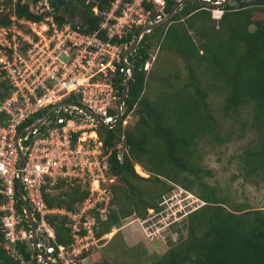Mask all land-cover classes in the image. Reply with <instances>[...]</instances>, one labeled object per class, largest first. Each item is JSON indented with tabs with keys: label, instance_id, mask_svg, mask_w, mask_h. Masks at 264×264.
Returning <instances> with one entry per match:
<instances>
[{
	"label": "built area",
	"instance_id": "1",
	"mask_svg": "<svg viewBox=\"0 0 264 264\" xmlns=\"http://www.w3.org/2000/svg\"><path fill=\"white\" fill-rule=\"evenodd\" d=\"M164 6L165 0H112L99 13L97 29L85 33L75 22L57 24L48 0L30 4L33 14H42L35 20L17 17L0 4V12L5 10L8 19L0 25V74L6 86L5 90L0 87L5 91L0 98V234L11 254L17 256L16 241L29 238V231L22 228L23 215L15 208L17 181L30 211L38 215V235L47 243L41 240L38 246L49 259L72 260L65 258L64 246L49 241L54 236L46 215L73 220L72 241L81 244L69 248L70 254L76 256L92 243L95 216L87 213L93 210L100 219L105 217L114 176L106 174L107 154L96 131L99 123L82 107L104 123L115 119L118 95L114 78L124 80L129 74L124 64L129 61L126 56L121 58L128 44L124 39L128 35L132 39L134 29L159 18ZM92 10L97 13L95 7ZM151 11L156 12L154 19ZM62 102L75 105L57 107L44 123L16 138L21 122ZM19 150L22 159L18 165ZM57 181L87 187L77 211L49 207L44 202L42 185ZM36 262L44 263L38 254Z\"/></svg>",
	"mask_w": 264,
	"mask_h": 264
},
{
	"label": "trees",
	"instance_id": "2",
	"mask_svg": "<svg viewBox=\"0 0 264 264\" xmlns=\"http://www.w3.org/2000/svg\"><path fill=\"white\" fill-rule=\"evenodd\" d=\"M35 1L0 0V4L8 6V10L17 17L35 20L42 15H35L30 11L29 6ZM110 1L112 0H48L53 9V19L57 24L67 22L73 24L75 22L78 25V30L85 33L97 29L100 21L99 13L109 7ZM175 1L165 0L163 13H166ZM248 5H257L258 8L263 9L264 0H244L238 8L227 4L220 8L222 12L219 17L213 15L215 19L209 13L210 7L186 1L163 24L168 25L175 20H187L197 12L204 13L202 17L205 18L202 21L209 20L216 24L224 19L228 12L235 14L234 19L241 26L239 30L231 28V31L234 29L232 33L235 36L234 42L240 51L237 74L236 77L229 76L222 87L216 90L224 93L222 102L224 115L234 114L244 103H251L253 106V121L262 132V144L258 149H245L242 154V161L247 166V170L253 171L255 164L264 165V24L258 20L250 21L246 14V10L251 8ZM93 7L96 8L97 13L93 12ZM6 15V13L0 12V25L8 22ZM75 15L78 16V22L74 21ZM155 15L156 13L151 11V19H154ZM191 22L196 26L201 25L200 19H192ZM249 24H253V28L248 29ZM137 30L138 28L134 29L132 35H135ZM151 31L152 29L143 33L135 49L126 55L134 72L127 85L126 96L123 99L124 111L120 120L111 128L103 127L100 124L96 127L103 152L107 154L106 174L114 176L115 179L122 182L125 191L117 189L116 185L111 183L109 185L111 197L105 217L100 219L96 212L90 211L95 216L93 228L95 236L106 233L111 226L118 223L121 217L130 213L144 217L146 208H152L156 212L161 211L164 208L160 201L161 193L168 192L171 188V185L161 178L179 182L184 189L190 190L194 176L200 170L191 158L196 146L193 141L196 136L206 135V130H212L206 136L211 139L217 138V133L213 131L215 125L206 121L209 116L205 115L203 91L195 89L203 95L201 102L194 101L191 106L186 108L180 106L179 118L175 122L169 121L170 117L167 116L168 112L164 109L163 104L159 105L156 102V104L150 105L142 99L141 93L145 82L143 64L148 58V50L158 47V37L150 35ZM129 40H131V35H128L124 42L127 43ZM122 78L124 77L114 78L117 95L120 94L122 88ZM0 87L6 89L2 79ZM4 95L5 91H0V98ZM130 111L137 114L141 127L137 131L124 130L121 137V121ZM44 112L45 110L40 111L35 116L21 122L18 130L30 124L35 118L42 116ZM109 112L111 111L109 110ZM184 116L186 118H182ZM188 116L193 119L198 116L200 121L190 122L189 120L187 123ZM161 117L167 120L161 125L162 127L158 125V119ZM119 142L127 147L126 153L120 152V148L117 146ZM158 150L161 151L160 154L156 153ZM118 152H120V158L117 157ZM128 155L149 173L147 177H141L133 171L132 161ZM141 156L144 157L148 167L144 166ZM184 172L192 174L193 178H186L185 175L182 177ZM146 180L152 181V188H141V190L138 187V182ZM206 188L202 185L198 195L203 204L186 213L185 236L177 243L172 244L151 264H264V211L261 209L244 210L239 206L226 209L225 200L215 195L213 190ZM41 191L47 206H58L68 211H75L87 195L85 185L70 186L63 181H57L52 185L45 183L42 185ZM112 202H115L114 209L110 208ZM15 208L18 213L22 214L21 203L18 199L15 202ZM33 217L36 225L38 215L33 213ZM66 218L65 215L57 214L45 216L47 225L53 231V241L49 240L52 244L65 247L73 240L66 224ZM21 223L28 231V223L23 217ZM28 241L29 246L24 240L15 242L16 256L4 248L0 234V264H22V261H28L30 264H45L36 262L37 253L31 246L30 239ZM86 254L87 251H82L80 256L83 257ZM99 264L108 263L101 262Z\"/></svg>",
	"mask_w": 264,
	"mask_h": 264
},
{
	"label": "rangeland",
	"instance_id": "3",
	"mask_svg": "<svg viewBox=\"0 0 264 264\" xmlns=\"http://www.w3.org/2000/svg\"><path fill=\"white\" fill-rule=\"evenodd\" d=\"M248 6L251 8L246 7V14L250 21L258 20L264 24V8L260 9L257 5ZM220 11L210 9L208 12L213 18V15L218 17L222 12ZM3 12L5 13V10L1 13ZM202 15L203 12H197L187 20H175L168 25L162 23L163 25L152 29L150 35L158 37V47L148 50V58L143 64L145 82L141 93L142 99L148 104H163L168 112L167 116L170 117L169 121L175 122L179 118L180 106L186 108L194 101L201 102L203 95L195 89L204 92L205 115L209 116L206 121L215 125L213 131L217 133V138L206 136L212 131L206 130V135L196 136L193 141L196 146L191 158L200 170L195 174L190 190L184 189L179 182L161 178L171 185L168 192L161 193L160 201L164 207L162 212L146 208L144 217L135 213L121 217L109 231L100 236H93L92 243L88 244L86 249H81V252L87 251L83 257L80 256L81 252L76 256L69 253V248H77L81 244L71 241L65 246L68 253L65 258L72 260L68 263L59 260L61 264H151L172 244L185 236L186 213L203 204L198 197L202 185L223 198L226 209L239 206L244 210L264 211V165L255 164L254 170L248 171L242 161L245 149H258L262 144V132L253 121V106L251 103H244L234 114L224 115V93L216 90L222 87L229 76L236 77L240 51L234 42V29L231 31V28L239 30L241 26L234 19L235 14L231 12L216 24L209 20L202 21L205 18ZM192 19H200L201 25L192 24ZM74 21L78 22L77 15L74 16ZM251 28L253 24L248 25V29ZM189 120L199 122L200 118L195 116L193 119L188 116L186 122ZM166 121L161 117L158 119V125L161 126ZM140 127L137 114L134 111L128 112L120 124L121 137L124 130L137 131ZM118 145L120 152H127V147L121 142ZM156 153L160 154L161 151ZM128 156L132 161L133 171L141 177H147L149 173L140 167V163ZM141 158L144 166L148 167L144 157ZM137 167L141 168L142 173ZM182 175L193 178L192 174L186 172ZM151 182L139 181L138 187L152 188ZM112 183L117 189L125 191L122 182L114 178ZM110 208H115V202H112ZM66 220L71 233L73 220ZM170 222L173 223L169 224ZM22 228L26 230L23 225ZM37 237L43 240L40 235ZM28 239L25 237L24 241L29 246Z\"/></svg>",
	"mask_w": 264,
	"mask_h": 264
},
{
	"label": "water",
	"instance_id": "4",
	"mask_svg": "<svg viewBox=\"0 0 264 264\" xmlns=\"http://www.w3.org/2000/svg\"><path fill=\"white\" fill-rule=\"evenodd\" d=\"M186 1L191 2V3H197V4L205 6V7H210L211 9H220L227 4L236 5L239 7L241 5L242 1H244V0H223L220 2H208V1H204V0H176L166 13L162 14L159 18L155 19L154 21H151L150 23H147L146 25H143V26L138 28L134 37L123 48V50L121 52V58H125V56L127 54H129L131 51H133L135 49V47H136V45H137V43H138V41L141 38L143 33L148 32L149 30H151V29L159 26L160 24L166 22L167 20H169L171 18L172 14L179 8V6L183 2H186ZM245 1H247V0H245ZM124 64L127 66L128 70H129V74L123 80L120 94L118 95V97L116 99V116H115V119L110 123H104L98 115L92 113L87 108L82 107V109L88 115L93 117L100 125H102L103 127H106V128H111L112 126H114L116 124V122H118L120 120L121 114L124 111V106L122 104L123 99L126 96L128 82L132 79L133 72H134L133 66L130 62H125ZM70 105H75V103L62 102V103H59L57 105H54V106L48 108L42 114V116L33 120L26 127L18 130L16 138H18V136H20L21 133H26L30 129H32L34 127H38L42 123H44L45 119L48 116H50L57 107H59V106H70ZM21 159H22V151L19 150L18 165L20 164ZM15 192H16V196H17L19 202L21 203V208H22L21 212H22L23 218L28 223L29 239L31 241V246L36 251V253L40 256V258L44 261L45 264H47V263L48 264H61L59 261H56L55 259L54 260L49 259V257H47L43 253L42 249L38 246V244H41V239H39L37 237L38 231H37V227L34 223V217H33V214L30 211V209L26 203V200H25L24 195L22 193V190L20 188V182L19 181H17V183L15 185Z\"/></svg>",
	"mask_w": 264,
	"mask_h": 264
},
{
	"label": "bare ground",
	"instance_id": "5",
	"mask_svg": "<svg viewBox=\"0 0 264 264\" xmlns=\"http://www.w3.org/2000/svg\"><path fill=\"white\" fill-rule=\"evenodd\" d=\"M215 17H217L216 15H214ZM137 169L142 173V171H141V168L140 167H137Z\"/></svg>",
	"mask_w": 264,
	"mask_h": 264
},
{
	"label": "flooded vegetation",
	"instance_id": "6",
	"mask_svg": "<svg viewBox=\"0 0 264 264\" xmlns=\"http://www.w3.org/2000/svg\"><path fill=\"white\" fill-rule=\"evenodd\" d=\"M38 238H39V237H38ZM39 239H41V238H39ZM44 245H47V243L45 242Z\"/></svg>",
	"mask_w": 264,
	"mask_h": 264
}]
</instances>
